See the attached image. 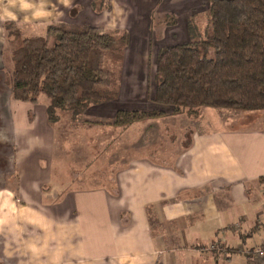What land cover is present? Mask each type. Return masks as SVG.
I'll return each instance as SVG.
<instances>
[{
	"label": "crops",
	"instance_id": "1",
	"mask_svg": "<svg viewBox=\"0 0 264 264\" xmlns=\"http://www.w3.org/2000/svg\"><path fill=\"white\" fill-rule=\"evenodd\" d=\"M87 1L0 0L1 156L14 158L18 191L37 190L39 199L49 203L44 213L49 222L47 264H258L254 255L244 258L236 253L264 244V182L259 179L264 177V123L244 129H194L183 141L178 128L169 134L162 129L151 136L146 130V126L175 119L179 125H171L180 127L183 113L149 117L127 127L86 118L89 115L104 121L119 109L156 107L148 99L149 76L160 47L172 44L151 50L150 15L161 0H135L131 6L129 0H122L125 8L120 4L121 11L141 16L126 29L129 43L118 95L114 100L89 105L81 122L80 117L70 116L69 120L77 129L99 131V127H106L117 134L114 138L124 135L125 161H116L117 150L111 149L109 176L103 180L87 173L88 167L73 170L70 176L63 166L54 168L62 114L58 110V120L50 122L47 99L40 97L39 102L29 103L12 98L3 57L4 25H37L42 28L37 33L41 35L53 21L96 25L77 21L83 11L98 14L90 7L92 0ZM109 5L113 8V0ZM204 109L209 108H201L202 116L208 113ZM104 155L103 151L94 154L93 163L101 169H105ZM54 187L64 191L54 192ZM14 202L11 199L15 214L21 218L22 207ZM28 214L36 217L35 210ZM213 243L231 250L219 253L212 249Z\"/></svg>",
	"mask_w": 264,
	"mask_h": 264
},
{
	"label": "trees",
	"instance_id": "2",
	"mask_svg": "<svg viewBox=\"0 0 264 264\" xmlns=\"http://www.w3.org/2000/svg\"><path fill=\"white\" fill-rule=\"evenodd\" d=\"M207 10L208 37L193 39L189 21L191 39L158 50L148 87L156 107L119 109L109 120L88 121L127 127L168 114L195 117L203 107L264 110V0H208ZM166 23L177 19L172 15ZM4 29L10 37L11 96L37 103L46 95L50 122L58 120V110L77 118L89 105L117 97L126 30L61 21L49 23L44 35L27 36L15 22Z\"/></svg>",
	"mask_w": 264,
	"mask_h": 264
},
{
	"label": "rangeland",
	"instance_id": "3",
	"mask_svg": "<svg viewBox=\"0 0 264 264\" xmlns=\"http://www.w3.org/2000/svg\"><path fill=\"white\" fill-rule=\"evenodd\" d=\"M109 1L110 0H92L90 7L97 11L98 14L83 11L77 21L94 23L106 29H118L123 31L127 29L128 25L130 26L132 23L137 22L139 19L138 17L141 16V13L139 15V13L136 12L127 13L121 11L122 5L125 8V4L122 0H113V8L111 7L110 9ZM86 4L88 7V1ZM127 4L130 6L134 5L135 0H129ZM156 8L157 9L151 12L153 21L151 19L150 26V42L153 52L156 51V47L160 44L187 42L191 39L188 29L189 21H191L193 39L206 38L210 34V30L208 29V0H161L159 7ZM107 9L112 11H107ZM70 13L74 15L72 9H70ZM69 14L65 13L64 15L67 16ZM172 15L177 19L175 25L166 23L170 22ZM15 23L27 36L41 35L37 33H39L42 28L37 25H35V27L31 25L27 27L26 25L21 26L19 23ZM68 23L75 22L70 20ZM161 37L162 40L158 41L157 39H161ZM9 39L10 37H5L3 57L5 69L10 74L11 48L8 41ZM9 74L8 79L10 85L11 78ZM149 82L150 81H148V87L150 84ZM41 98L48 100L46 95H41ZM208 108L209 109H204L208 110V113H205L203 116L201 110L195 117L183 113L181 115L182 124L180 127H174L179 125L175 123L178 119H175L176 121L174 122L161 121V123L154 127L146 126V130H149L151 136L153 134H160L162 129L166 134H169L174 129L176 130L178 128L182 132V140L185 141V137L189 136L188 134H191L194 129H244L259 127L264 123V110L243 111L213 107ZM60 112L62 116L57 126V139L54 147L55 157L53 159L54 168L63 166L62 170H64V172L66 171L70 176L71 171L77 170L78 172L88 167L86 172H91L93 177L95 176L101 180L108 178V165L109 161L112 160L111 157L108 158V156L111 149L117 150V157H114L116 161H125V148L127 144L124 135L121 138H114L117 134L113 135L106 127H99V131H93L92 129L88 130L87 128L77 129L76 126L70 125L69 120L72 118L71 112L65 110H60ZM67 116H69V118ZM86 116V118H90L94 121L96 119L89 115ZM78 117H80L79 122H81L83 118L81 115ZM113 141L122 142L115 145ZM152 144L153 142H150V148ZM96 151H103L105 154L104 158L102 157L103 167L105 166V169L97 167V165L94 164L96 162L93 163ZM1 154H3V152L0 150V264H47L46 245L49 241L47 240L46 231L49 227V222L44 218V213L46 209L48 210L49 203L44 198L39 199L37 190H26L23 188L22 191H18V175L13 173L14 158L9 156L4 158ZM97 158L96 156V159ZM42 162L45 164V160ZM100 179L98 180L100 181ZM51 189L58 193L64 191L58 187ZM11 199H15L14 204L16 206L21 205V218L17 217L20 215L15 214L16 211L13 210ZM33 210H35L36 217H34L35 215L33 214H28L31 211L33 212ZM247 223L248 222H246V224ZM219 237L223 238L221 236ZM237 245L238 243H236V247ZM212 249L219 253L223 252L224 254L231 250L225 245H220L218 243H213ZM241 253L236 254H240L244 258H247L246 253ZM222 256L224 255H221V257Z\"/></svg>",
	"mask_w": 264,
	"mask_h": 264
},
{
	"label": "built area",
	"instance_id": "4",
	"mask_svg": "<svg viewBox=\"0 0 264 264\" xmlns=\"http://www.w3.org/2000/svg\"><path fill=\"white\" fill-rule=\"evenodd\" d=\"M246 254L254 255L256 263L264 264V244L247 249Z\"/></svg>",
	"mask_w": 264,
	"mask_h": 264
}]
</instances>
